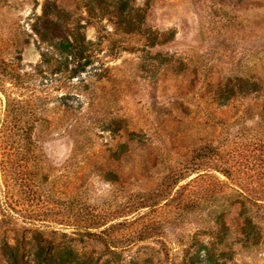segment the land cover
<instances>
[{
    "label": "rangeland",
    "instance_id": "1",
    "mask_svg": "<svg viewBox=\"0 0 264 264\" xmlns=\"http://www.w3.org/2000/svg\"><path fill=\"white\" fill-rule=\"evenodd\" d=\"M131 2L145 10L141 32L115 30L90 0H0V264L11 246L59 245L68 226L97 220L113 247L72 245L94 264H186L196 250L200 264H264V214L261 239L245 245L237 185L221 173L212 171L229 212L212 247L209 207L158 195L184 166L178 184L195 177L209 147L232 153L231 164L264 150V0ZM44 21L51 40L80 35L82 57L40 38L33 26ZM250 174L252 189L264 188V167Z\"/></svg>",
    "mask_w": 264,
    "mask_h": 264
},
{
    "label": "trees",
    "instance_id": "2",
    "mask_svg": "<svg viewBox=\"0 0 264 264\" xmlns=\"http://www.w3.org/2000/svg\"><path fill=\"white\" fill-rule=\"evenodd\" d=\"M99 9H105L109 13V19L115 20L114 29L123 33L141 32L144 23L145 10L132 4L131 0H90ZM45 3L42 7V13L39 18L51 21L50 12L47 11ZM45 21L39 26L34 24L33 29L40 38L48 39L52 45L58 49L59 53H65L77 58L82 57L86 44L80 35L74 37L63 36L59 40H51L48 36V26ZM77 38H81L77 40ZM147 42H153L152 38L147 36ZM235 82L233 85L225 88L228 95L240 92L239 88L244 82ZM251 92L258 90L257 82H250ZM260 113L264 115V104L261 106ZM208 152L202 154L200 158L193 162L191 170H195L197 175L183 184H178L183 173L190 167L184 166L179 172H173L165 177L163 188L158 194L163 200V204H173L176 208H185L188 211L195 207H209L212 210L211 220L213 227H218L212 231L214 237L208 242L212 247L220 241L224 229L225 220L229 210L225 208L226 204L224 181L218 179L212 174L213 170L221 173L232 183H236L237 200L232 202L236 205L234 208V218L239 224V233L242 242L245 245H256L262 237V215L264 214V188L252 189L250 171H260L264 167V150L257 148L239 154V157L233 159V154L227 150L219 151L218 147H209ZM248 171V172H247ZM242 173V175H241ZM245 174L246 180L242 183ZM251 186V188H250ZM264 187V186H263ZM173 190L172 194H170ZM143 203V202H142ZM158 201L151 202L147 207L156 205ZM130 209V208H129ZM104 220H97L94 225L75 223L68 226L71 229V235L62 232L61 235L67 240L59 245H52L50 241L39 240L32 243L26 254H18L17 246L10 247V257L7 264H94L91 256L85 252H79L72 245L74 242L83 240H98L104 242L105 246L111 248V238L109 236L110 227L105 226ZM41 234V233H40ZM207 247V246H205ZM210 261L209 249L203 255ZM186 264H200V253L196 250L189 257ZM212 261V260H211ZM211 261L208 264H211ZM207 264V263H206Z\"/></svg>",
    "mask_w": 264,
    "mask_h": 264
}]
</instances>
